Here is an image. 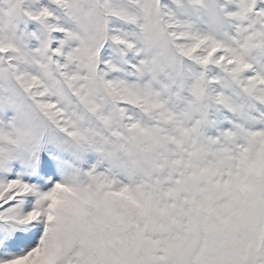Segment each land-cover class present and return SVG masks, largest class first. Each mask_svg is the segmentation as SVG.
I'll return each mask as SVG.
<instances>
[{
	"label": "snow or ice",
	"instance_id": "6c2138e0",
	"mask_svg": "<svg viewBox=\"0 0 264 264\" xmlns=\"http://www.w3.org/2000/svg\"><path fill=\"white\" fill-rule=\"evenodd\" d=\"M0 264H264V0H0Z\"/></svg>",
	"mask_w": 264,
	"mask_h": 264
}]
</instances>
